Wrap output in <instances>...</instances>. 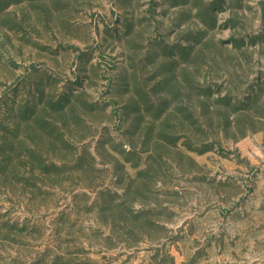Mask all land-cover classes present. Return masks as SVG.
Masks as SVG:
<instances>
[{
  "label": "rangeland",
  "instance_id": "374dc122",
  "mask_svg": "<svg viewBox=\"0 0 264 264\" xmlns=\"http://www.w3.org/2000/svg\"><path fill=\"white\" fill-rule=\"evenodd\" d=\"M0 264H264V0H0Z\"/></svg>",
  "mask_w": 264,
  "mask_h": 264
}]
</instances>
